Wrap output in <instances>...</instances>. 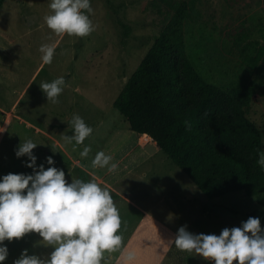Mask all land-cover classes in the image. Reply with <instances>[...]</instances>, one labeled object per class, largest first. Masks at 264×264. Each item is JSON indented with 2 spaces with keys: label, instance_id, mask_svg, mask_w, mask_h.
I'll return each instance as SVG.
<instances>
[{
  "label": "rangeland",
  "instance_id": "374dc122",
  "mask_svg": "<svg viewBox=\"0 0 264 264\" xmlns=\"http://www.w3.org/2000/svg\"><path fill=\"white\" fill-rule=\"evenodd\" d=\"M50 2L4 0L0 7V179L9 173L33 174L26 166L28 157L15 155L19 144L28 139L38 143L32 150L37 170L41 164L45 169L56 167L64 171L69 183L72 178L94 181L83 167H90L95 153L103 148H107L106 155L114 153L116 157L125 148L149 149L154 140L132 131L113 100L182 2L188 6L186 51L199 73L225 90L251 84L253 93L245 111L261 131L264 152V0H90L92 12L88 15L95 30L83 38L57 37L47 28L44 17L50 14ZM42 44L57 45L47 65L39 52ZM61 76L65 85L59 102L53 104L39 84ZM73 115H79L93 129L75 150L63 140L64 135L73 134L67 123ZM84 146H91L92 151L82 159L79 153ZM158 150H150L155 153L153 159L160 158L169 171L177 170L186 182L174 183L173 193H168L171 183H163L160 189L155 177H160L161 170H154L136 178L134 185L152 188V198L163 194L171 199L174 213L180 214L172 215L174 225L186 226L193 234L219 235L222 229L240 227L254 217L264 229L263 192L237 190L209 198ZM48 156H52L53 165L47 164ZM184 196L188 199L183 200ZM40 240L37 233L5 240L8 255L3 262L14 264L25 249L28 255L47 258L54 249L43 246ZM172 256L167 264H213L179 250ZM105 257L106 264H111Z\"/></svg>",
  "mask_w": 264,
  "mask_h": 264
},
{
  "label": "clouds",
  "instance_id": "9594fccd",
  "mask_svg": "<svg viewBox=\"0 0 264 264\" xmlns=\"http://www.w3.org/2000/svg\"><path fill=\"white\" fill-rule=\"evenodd\" d=\"M49 9L44 23L57 37L83 38L95 30L88 15L92 12L90 0H51ZM56 46H40L43 64L52 62ZM64 85L61 76L39 87L47 101L56 104ZM67 123L73 134L64 135L63 140L75 150L93 129L79 115H73ZM37 144L28 139L15 150L17 157H28L26 166L33 169V174L9 173L0 179V262L8 255L5 240L37 233L39 243L54 250L47 258H40L28 255L25 249L14 264H106L105 253L117 252L123 244L118 234L122 221L110 191L79 178L69 183L64 171L56 167L45 169L41 164L37 170L32 151ZM91 151V146H84L79 155L85 159ZM112 160L111 155L98 151L91 165L112 173L118 168ZM46 162L53 165L52 156L46 157ZM256 163L264 169V152L258 153ZM170 240L177 250L213 264H264V229L259 218L249 217L240 227L224 228L219 235L193 234L181 226ZM126 258L133 257L129 254Z\"/></svg>",
  "mask_w": 264,
  "mask_h": 264
},
{
  "label": "trees",
  "instance_id": "16d2710c",
  "mask_svg": "<svg viewBox=\"0 0 264 264\" xmlns=\"http://www.w3.org/2000/svg\"><path fill=\"white\" fill-rule=\"evenodd\" d=\"M187 10L186 2L174 10L113 106L132 131L150 135L205 196L264 193V169L256 163L262 134L245 111L253 88L225 90L199 73L185 46Z\"/></svg>",
  "mask_w": 264,
  "mask_h": 264
},
{
  "label": "crops",
  "instance_id": "0c3cea01",
  "mask_svg": "<svg viewBox=\"0 0 264 264\" xmlns=\"http://www.w3.org/2000/svg\"><path fill=\"white\" fill-rule=\"evenodd\" d=\"M147 147L125 148L117 157L110 153L112 162L118 164L117 170L112 173L106 168H93L91 164L90 167H83L94 182L110 189L115 205L120 206L118 211L122 223L118 234L122 235L123 244L119 251L105 253L111 264H167L170 256L178 251L170 240L180 227L170 221L172 215L180 216L174 213L175 205L172 200H167L163 194L152 198V188L138 187L134 183L136 178L147 176L148 172L156 170L160 173L161 170V174L164 172L165 176L160 174V177H155L160 183L158 186L161 189L163 183L170 182L167 192L173 193L171 189L175 187L174 183L179 186L186 180L177 170L174 173L170 168L169 171L168 164L163 163L160 158L153 159L155 153L150 150L155 152L159 149L155 141L149 149ZM103 152L107 154V148H103ZM181 190L177 189V193ZM186 199L187 196H184L183 200ZM129 254L133 257L131 260L126 258Z\"/></svg>",
  "mask_w": 264,
  "mask_h": 264
},
{
  "label": "built area",
  "instance_id": "2783aa9c",
  "mask_svg": "<svg viewBox=\"0 0 264 264\" xmlns=\"http://www.w3.org/2000/svg\"><path fill=\"white\" fill-rule=\"evenodd\" d=\"M141 136L144 137V138H146V139H149V140L152 139L151 136L148 135L147 133H142Z\"/></svg>",
  "mask_w": 264,
  "mask_h": 264
}]
</instances>
